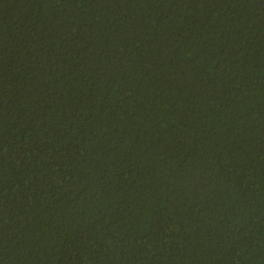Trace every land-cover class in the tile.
<instances>
[{
    "label": "trees",
    "instance_id": "trees-1",
    "mask_svg": "<svg viewBox=\"0 0 264 264\" xmlns=\"http://www.w3.org/2000/svg\"><path fill=\"white\" fill-rule=\"evenodd\" d=\"M0 264H264V0H0Z\"/></svg>",
    "mask_w": 264,
    "mask_h": 264
}]
</instances>
